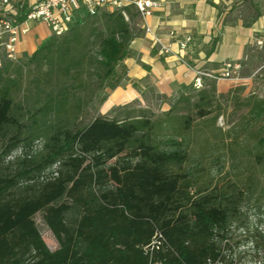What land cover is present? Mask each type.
<instances>
[{
    "label": "trees",
    "instance_id": "obj_1",
    "mask_svg": "<svg viewBox=\"0 0 264 264\" xmlns=\"http://www.w3.org/2000/svg\"><path fill=\"white\" fill-rule=\"evenodd\" d=\"M140 20L133 5L77 12L63 34L24 53L32 89L19 102L14 91L29 88L15 76L24 66L12 76L9 59L0 65V264H264V229L257 227L264 206V98L246 97L250 120L263 122V133L254 150L243 149L252 161L247 175L239 172L225 186L193 190L197 180L182 170L193 120L173 114L176 102L163 118L125 104L112 117L74 127L99 92L120 86L118 70L125 71ZM211 98L213 84L196 101L183 95L177 101L203 118ZM41 135L42 150L5 162L23 141L29 146ZM54 164V175L41 179ZM245 209L256 210L253 226ZM37 213L57 242L53 250Z\"/></svg>",
    "mask_w": 264,
    "mask_h": 264
},
{
    "label": "rangeland",
    "instance_id": "obj_2",
    "mask_svg": "<svg viewBox=\"0 0 264 264\" xmlns=\"http://www.w3.org/2000/svg\"><path fill=\"white\" fill-rule=\"evenodd\" d=\"M7 11L8 12L0 5V18L16 17L17 22L23 20H19L23 13L16 11L14 16L11 14V11ZM136 21H138L137 18ZM140 24L139 21V25ZM28 28L29 31V24ZM137 29H140V26L137 27ZM27 32L21 33V31H19L15 53H13L11 57L5 46L8 33H3L0 38V65H2L6 59H9L12 64V69H10V74L12 76L14 75L12 72L13 68L23 65L24 68L21 75L17 71L15 76L17 78H22V82L29 87L22 90L24 87L23 84L19 85L13 93L15 102L21 101L23 97L29 94L30 89H32L31 84H28V78L31 77L33 73L30 69L26 68V57H24V53L27 55L31 53L28 50H23L21 46L18 45L21 42V36ZM50 36L55 35L51 32ZM255 38L256 35L254 34L247 40L245 57L238 63V71L231 74L229 78L218 77L214 79L204 76V80H201L200 86L196 87L192 84L190 86L181 87L168 96V100L160 99L157 92L147 89L144 96L141 94L140 97L127 103L132 104L134 107L145 109L148 112L147 114L153 118L165 117V111L170 109L171 105L175 102L176 108L173 114H190L193 121L192 128H190L186 134L188 138V158L183 163L182 170L189 172L195 177L194 179L197 180L193 190L200 184L208 188L214 185L225 186L230 181H236L239 177V172H241L243 176L247 175L248 164H252V161H250V163L246 162L247 156L243 154V149L248 147L254 150L258 136L263 133L261 130L263 122H254L250 120L246 97L250 93H254L258 97L264 98V40L259 44L258 39ZM221 69L218 72L210 74L218 76ZM118 71L123 75L120 85L124 86L126 84L125 71L122 67H119ZM202 72L208 73L206 71ZM212 84L215 87V98H211V113L203 118L198 117L192 105L187 104L185 101H177L180 95L188 96L191 101H196L198 98V91L202 89L209 91ZM229 85L232 86L229 88ZM237 88H239V90H237ZM90 89L93 94L96 93L95 84H91L88 90L90 91ZM110 91V89L106 88L97 94L96 100L89 105L84 116L74 122L75 128L87 125L96 116L112 117L114 115L112 112L113 108L108 110L102 108V103L106 99L102 103H98V99L103 95H108ZM221 94L223 96H220ZM23 136L24 134L21 135V137ZM45 140V136L41 135L33 140L29 146H24L23 141L21 145L6 156L5 162L14 161L17 157L33 155L42 150ZM1 148L2 139L0 138V150ZM232 153L235 154L234 157L231 156ZM56 168L57 164H54L44 170L40 174L41 179H46L54 175ZM257 174L260 175L259 170H257ZM244 211L250 220V225L253 226L256 217L254 213H256V210L245 209ZM257 213L259 215L257 227H262L264 229V206H262L261 211ZM34 220L46 245L52 250L55 249L57 247V242L51 232L45 227L42 221V214L37 213Z\"/></svg>",
    "mask_w": 264,
    "mask_h": 264
},
{
    "label": "crops",
    "instance_id": "obj_3",
    "mask_svg": "<svg viewBox=\"0 0 264 264\" xmlns=\"http://www.w3.org/2000/svg\"><path fill=\"white\" fill-rule=\"evenodd\" d=\"M153 1L158 5L151 16L140 20V33L131 41L130 56L123 62L126 84L108 93L102 103L105 110L125 105L147 89L170 96L192 85L196 71L213 73L224 63H240L252 35L264 40V0ZM144 24L161 43L170 45L171 53H159V45L145 33ZM29 26L18 45L32 53L51 31L44 23L30 22ZM187 36V47L180 49L178 42Z\"/></svg>",
    "mask_w": 264,
    "mask_h": 264
},
{
    "label": "built area",
    "instance_id": "obj_4",
    "mask_svg": "<svg viewBox=\"0 0 264 264\" xmlns=\"http://www.w3.org/2000/svg\"><path fill=\"white\" fill-rule=\"evenodd\" d=\"M0 5L4 7L6 12H8L7 10L11 11L14 16L16 11L23 13L24 16L21 22H17L16 17L0 18V38L3 33H8L5 46L11 57L15 53L19 31L21 33L27 32L30 22L44 23L54 35L59 36L67 30L74 15L81 10L93 15L101 10L112 11L133 5L140 18L144 20L152 15L158 4L153 0H34L30 4H28V0H0ZM143 29L159 45V53L168 54L172 52L170 45L161 43L160 37L152 31L149 25L144 24ZM170 35H173V33H170ZM189 41V36L179 41V48L185 49ZM258 43L261 44L262 41H258ZM238 68V63H224L218 76L196 71L193 85L196 87L200 86L201 79L204 76L214 79L218 77L229 78L231 74L238 71ZM158 236L161 237L160 234Z\"/></svg>",
    "mask_w": 264,
    "mask_h": 264
}]
</instances>
